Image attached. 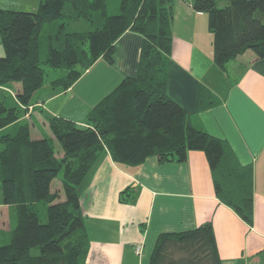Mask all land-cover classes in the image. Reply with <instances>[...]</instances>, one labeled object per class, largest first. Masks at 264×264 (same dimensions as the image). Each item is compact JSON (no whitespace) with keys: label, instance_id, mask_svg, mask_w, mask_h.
Returning <instances> with one entry per match:
<instances>
[{"label":"trees","instance_id":"16d2710c","mask_svg":"<svg viewBox=\"0 0 264 264\" xmlns=\"http://www.w3.org/2000/svg\"><path fill=\"white\" fill-rule=\"evenodd\" d=\"M227 2L224 7L216 0L193 2V9L207 16L215 63L226 70L247 51L264 60V0ZM174 3L119 0L113 14L109 0H40L33 12L0 9L5 52L0 57V202L8 207L10 222L0 264H85L89 240L80 187L106 153L117 165L138 167L150 157L180 163L189 152L202 151L217 197L253 223V167L242 165L228 142L211 135L167 93ZM74 24L80 29H69ZM45 28L50 31L42 61ZM127 31L143 38L136 76L125 77L96 104L86 125L49 116L55 140L32 139L22 107L30 106L45 85L47 69L62 71L50 85L66 91L99 59L113 64L116 42ZM17 83L14 95L9 90ZM218 103L202 89L199 111ZM60 174L63 201L51 189ZM131 193L124 191L121 202H133ZM150 264H222L213 225L160 234Z\"/></svg>","mask_w":264,"mask_h":264},{"label":"crops","instance_id":"0c3cea01","mask_svg":"<svg viewBox=\"0 0 264 264\" xmlns=\"http://www.w3.org/2000/svg\"><path fill=\"white\" fill-rule=\"evenodd\" d=\"M193 2L174 3L167 93L211 135L228 142L242 165L253 167V223L217 197L202 151L189 152L180 163L150 157L138 167L117 165L106 153L80 187L89 240L85 264H150L160 234L206 223L213 225L222 264H264V60L247 51L220 68L207 16ZM142 42L141 35L127 31L116 42L113 64L101 58L68 90H42L37 102L44 104L32 115L31 138H54L49 116L86 125L96 104L125 77L136 76ZM203 88L219 103L199 111ZM127 190L133 202H121Z\"/></svg>","mask_w":264,"mask_h":264},{"label":"rangeland","instance_id":"374dc122","mask_svg":"<svg viewBox=\"0 0 264 264\" xmlns=\"http://www.w3.org/2000/svg\"><path fill=\"white\" fill-rule=\"evenodd\" d=\"M186 1H188V2L192 1L193 2L194 0H186ZM216 1L218 3L219 7H224L228 3L227 0H216ZM0 3L2 5V7L0 9L33 12V11L37 10V8L40 4V0H0ZM118 7H119V0H109V12L111 14L117 13ZM75 25L79 26L78 24H74V25H71L69 29H71V30L80 29V28H76ZM81 25H83V24H81ZM48 31H50V30L48 28H45L44 32L42 33V38H41V42H42L41 59H42V61L44 59H46V56L48 53V39L46 38ZM0 47L3 48L1 39H0ZM248 54H252V52L249 51ZM3 56H5V52L0 57H3ZM139 60H140V58H139ZM47 71H48V75L46 77V83L43 86V88L39 92H36V94L34 95L32 101L30 103V106H28V107L23 106L22 107V109L25 111L23 118H24V120H27L30 125H32L33 113L37 110V108H41V106H43V104H44L43 100H39L37 102V99L39 98L40 94H42V92H43L42 90H45V88H49V87L51 88V85H50L51 80H54L55 78H57L62 72V71H54V70H50V69H47ZM9 91L15 95L16 87L14 86L13 89L11 88ZM39 114H41L40 111H39ZM23 118H22V120H23ZM51 139L55 140V138H51ZM55 145H56L57 156L58 157H60V155L62 156L63 155L62 147L60 146V144L57 143V141H55ZM0 148H2V145H0ZM61 181L62 180H61V174H60L53 181V184H52L53 190L57 191L59 193V200L58 201L64 200V194H63V188H62V182ZM60 194H63V198H61L62 196H60ZM0 198H1V196H0ZM4 206H6V205H4ZM9 228H10L9 211L6 208H3V204H1V202H0V229H2L3 232H5V235L0 236V245H4V244L8 243L9 235L6 233H8ZM33 253L38 254V249H34Z\"/></svg>","mask_w":264,"mask_h":264},{"label":"built area","instance_id":"2783aa9c","mask_svg":"<svg viewBox=\"0 0 264 264\" xmlns=\"http://www.w3.org/2000/svg\"><path fill=\"white\" fill-rule=\"evenodd\" d=\"M141 249H142V246L138 245L137 248H136V251H137L138 254L141 253Z\"/></svg>","mask_w":264,"mask_h":264}]
</instances>
